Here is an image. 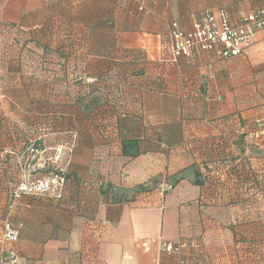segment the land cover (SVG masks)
Instances as JSON below:
<instances>
[{"label":"crops","instance_id":"crops-1","mask_svg":"<svg viewBox=\"0 0 264 264\" xmlns=\"http://www.w3.org/2000/svg\"><path fill=\"white\" fill-rule=\"evenodd\" d=\"M263 3L0 0L2 22L23 30L62 24L53 50L68 48L69 38L76 73L115 80L101 92L120 95L118 115L88 129L101 148L116 146L118 157L121 136L142 143L130 162L135 184L156 172L166 170V177L186 170L176 186L165 184L166 192L120 203L103 198L82 216L71 206L65 219L52 220L42 207L9 202L5 220L20 228V237L5 243L0 228V264H176L162 247L182 239H192L182 253L188 264H264V130L255 125L264 119V30L230 59L206 53L174 63L169 39L172 22L189 30L206 10L222 7L234 16ZM153 156L165 158L160 168ZM71 162L88 164L78 156ZM199 177L212 185L204 206L198 204L204 190L194 185Z\"/></svg>","mask_w":264,"mask_h":264},{"label":"rangeland","instance_id":"rangeland-1","mask_svg":"<svg viewBox=\"0 0 264 264\" xmlns=\"http://www.w3.org/2000/svg\"><path fill=\"white\" fill-rule=\"evenodd\" d=\"M24 31L0 30V142L2 146L5 142L8 146L6 150L3 149L0 152V228L3 229L6 222L5 211L9 207V202L13 203L11 193L24 179L25 174L31 175V180L43 179L47 176H62L61 174L68 171L74 156L88 161V164H75L80 166L78 172L82 174V178L80 189L74 187V181L68 183L67 188L71 192L66 197L69 198V202L79 200L89 203L93 200L95 203V198L101 189L118 192L128 201L141 195L143 192L138 193L137 183L135 184L136 173L131 170L134 165L130 164L131 161L116 155V146L108 143L101 148L96 144L98 137L94 131L91 135L82 138L81 146L74 142L71 144L70 138L76 142L77 135L73 136L66 130L62 132L52 130L50 124H52L53 116L43 117L35 114L38 113L35 111L29 113V110L35 108L33 106L31 108L32 96L42 98L47 96L44 84H49L46 83V78L51 76V73L47 71V65L54 55L47 56L48 62L46 59L44 61L40 54H30V51L25 48L24 42L28 36ZM9 56H13L14 59ZM4 62H9V65ZM27 118H31L32 125L24 122ZM25 137L31 140L34 137L38 139L42 137L46 149L38 151L32 144L27 146L23 141ZM153 157L154 163L160 168L165 158ZM5 160L8 161L9 171L5 169ZM167 173L166 170L161 173L156 172L152 177L154 179L151 178L150 181L145 182L143 185L148 189L146 194L152 191L166 192L169 186L162 182ZM92 182L95 186L91 185ZM54 198L56 197L53 195L30 197L23 195L20 199L27 205L44 203L42 205L49 208L56 206ZM83 206H85L84 203ZM82 209L84 211V208ZM79 213L80 210L77 214Z\"/></svg>","mask_w":264,"mask_h":264},{"label":"trees","instance_id":"trees-1","mask_svg":"<svg viewBox=\"0 0 264 264\" xmlns=\"http://www.w3.org/2000/svg\"><path fill=\"white\" fill-rule=\"evenodd\" d=\"M61 25L62 24L60 23L59 24L51 23L44 25V27H41L40 29L28 30L29 32H25L22 28H19L17 25L15 26L10 25L0 20L1 31L4 30H8L11 32L24 31L26 33L28 39H26L24 43H25V48H27L30 51V54H35V53L40 54L42 55L44 61L46 59L48 62H49V58L47 56L49 55L64 57L65 59L64 62L60 61L56 63L54 61H51L48 63L47 71L51 73V76L50 78L48 77L46 78L47 79L46 83L49 84L47 85L44 84V91H46L47 96L46 98H42L40 96L37 97L32 96L31 108L32 106L35 108L32 109L31 111L29 110V113L35 111L38 112L35 114L43 117L47 115L53 116L52 118L53 121L51 122L52 124H50L51 129L55 130V132H62V130H66L68 133H70L73 136L77 135L76 142L73 141L72 138H70V141L71 144L72 142H74V144L80 145V141L82 140V138L85 137L86 135H90L89 132H91V130L88 129V125L95 123L96 120L102 119L104 121L105 119H110L112 117V114L118 115L117 114L118 110H116V107L118 105L117 103L120 100V95L112 96L107 90H106L107 92L105 93L101 92L102 88L105 86L106 87L114 86L115 80L113 78L104 77L102 79L94 80L91 79V77L88 76L85 71H82L80 74L76 73L77 72L76 66H74V63L70 61L72 58H74L73 56L74 50L71 47L72 42L70 41L69 38L67 39L69 41V44L66 46L68 48L61 49L59 47L57 51L53 50L54 42L52 40L53 39L52 37L54 33L57 30H59V28H62ZM109 26L113 27V23H110ZM9 58L14 59L13 56L12 57L9 56ZM6 64L9 65V62H7ZM52 83H54L55 85ZM119 103L123 104L121 102ZM122 106L124 105H121L120 107ZM119 109H120L119 111L120 114H123L121 112L122 111L121 108ZM24 122L28 125H32L33 123V121L31 122V118H27ZM42 124L45 125L44 123ZM102 126L103 125L95 126L98 132H100V134H102L103 130L105 133V129ZM23 141L27 146L32 144L33 148L38 151H43L46 149V146L43 144L42 137L39 139L34 137L32 140L25 137ZM142 146H143L142 143L136 138L133 139L127 135L121 136L119 158H123L128 161L136 160L142 153ZM7 147L8 146L6 142L4 143L3 146L2 143L0 142V152L3 151V149L6 150ZM6 155L8 156V154ZM8 165H9L8 161L5 160L6 171H9ZM79 167L80 166L75 165L73 162H71L69 164L68 171L61 174L62 176H59L62 179H64V183L60 198H54V201H56L54 204L56 206H50L49 208H45L43 206L44 203H41V205L34 204V206L44 208L45 211L44 214L46 215V217L51 216L52 220L53 218L64 219L65 218L64 215H68V216L70 215L69 213H66V211L69 212L71 206L73 207L72 212L77 213L80 210L82 216L85 212H89V210L92 209L93 211L96 210L100 202L103 200V198L105 199L107 197H111V200L113 202H118V203L122 202V200H125L124 196L123 195L121 196L118 192H112V190L103 191V189H101L100 192H98V196L95 198L97 200V201L95 200V203L93 200L90 201L89 203L80 202L79 200L78 202L77 201L69 202V198L66 197L67 194L71 192L70 189L67 188L68 183L74 181L75 182L74 187L80 189L79 186H80V180L82 178V174L78 172ZM185 172L186 170L185 171L183 170L180 172V174L174 176H166L163 179L164 181L162 183L163 184L168 183L172 187H174L180 182L181 179H183V174H185ZM33 176L32 179H34ZM45 178H48V176ZM143 184L141 183L137 184L136 187L138 193L147 192L148 189L145 188V185ZM91 185L95 186L93 182L91 183ZM194 185L204 190L201 193V196L198 198V204L200 206H204L208 202L206 199H208V195L210 190L212 189V185H206L201 180L200 177L195 180ZM26 196L30 197V195H26ZM11 198L13 203H19L22 200L20 198L15 199L14 192L11 193ZM13 203L11 204L13 205ZM83 203L85 204V206H83ZM82 208H84V211ZM9 222L12 228L17 230L19 234L20 228L14 227L11 221ZM182 240H186L191 244L192 239L189 240L182 239ZM241 240H243V237H240V241ZM197 260H199L198 257Z\"/></svg>","mask_w":264,"mask_h":264},{"label":"built area","instance_id":"built-area-1","mask_svg":"<svg viewBox=\"0 0 264 264\" xmlns=\"http://www.w3.org/2000/svg\"><path fill=\"white\" fill-rule=\"evenodd\" d=\"M138 10L144 11V7L139 6ZM171 24L169 39L174 63L180 58L192 60L197 54L206 53H211L218 59H230L242 53L243 47L250 43L255 31L264 30V3L249 10H238L234 16L222 7L217 11L206 10L192 22L189 30L182 28L177 22ZM255 125L264 130V119H257ZM63 183L64 179L59 176L31 180V175L25 174L14 191V197L19 199L23 195H53L60 198ZM2 234L5 243L18 241L19 234L9 221L5 222ZM190 246L186 240L167 241L163 244L162 251L167 256L176 257V264H188L182 253ZM13 257L11 255L12 260Z\"/></svg>","mask_w":264,"mask_h":264}]
</instances>
